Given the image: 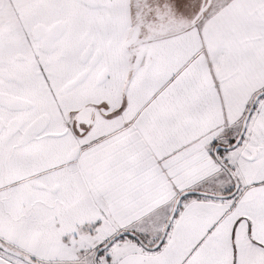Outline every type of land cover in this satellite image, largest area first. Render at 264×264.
Returning a JSON list of instances; mask_svg holds the SVG:
<instances>
[{
  "label": "snow or ice",
  "instance_id": "snow-or-ice-1",
  "mask_svg": "<svg viewBox=\"0 0 264 264\" xmlns=\"http://www.w3.org/2000/svg\"><path fill=\"white\" fill-rule=\"evenodd\" d=\"M0 264H264V0H0Z\"/></svg>",
  "mask_w": 264,
  "mask_h": 264
}]
</instances>
